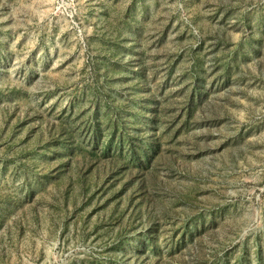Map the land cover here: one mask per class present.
<instances>
[{"label":"rangeland","instance_id":"obj_1","mask_svg":"<svg viewBox=\"0 0 264 264\" xmlns=\"http://www.w3.org/2000/svg\"><path fill=\"white\" fill-rule=\"evenodd\" d=\"M0 264H264V0H0Z\"/></svg>","mask_w":264,"mask_h":264},{"label":"trees","instance_id":"obj_2","mask_svg":"<svg viewBox=\"0 0 264 264\" xmlns=\"http://www.w3.org/2000/svg\"><path fill=\"white\" fill-rule=\"evenodd\" d=\"M150 143H147V145H144V147H143V150H146V148H147V146L149 145ZM137 243H138V248H142L143 246H144V240H138L137 241Z\"/></svg>","mask_w":264,"mask_h":264}]
</instances>
